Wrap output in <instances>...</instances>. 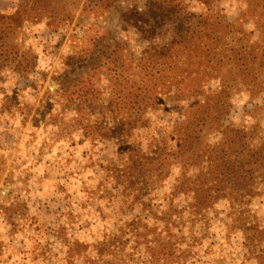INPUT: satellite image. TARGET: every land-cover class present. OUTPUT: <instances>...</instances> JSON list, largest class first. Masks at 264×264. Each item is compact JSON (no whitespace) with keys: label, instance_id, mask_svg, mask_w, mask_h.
Returning a JSON list of instances; mask_svg holds the SVG:
<instances>
[{"label":"rangeland","instance_id":"374dc122","mask_svg":"<svg viewBox=\"0 0 264 264\" xmlns=\"http://www.w3.org/2000/svg\"><path fill=\"white\" fill-rule=\"evenodd\" d=\"M86 1L55 0V6L66 7L69 13L62 23L48 17L23 22L21 39L37 54V67L24 81L15 73H0V264H82V252L68 259L70 247L87 244V255L93 259L96 247L113 237H120L124 243L112 254L113 264H148L143 243L159 234L162 225L157 218L171 203L178 165L172 166L161 186L135 199L127 183L115 178L113 169L123 166L118 156L120 143L100 140L94 132L85 134L76 111L82 114V85L90 86L91 82L98 89L92 94L98 97L95 107L86 104L92 113L88 122L95 129L99 127L98 115L118 85L113 74L115 42L134 57L147 48L129 26L128 11L141 13L150 0L109 2L111 9L107 11L103 6L107 0H95L100 9L90 8ZM157 1L176 7L192 22L219 16L232 26L216 30L220 35L224 31L244 32L228 35L226 41L241 39L240 44L239 40L233 44L242 45L244 55L256 54L257 62L263 55L264 15L259 21L257 14H245L244 0H179L182 7L172 0ZM19 4L20 0H0V12L16 16ZM59 12L56 9L55 15ZM221 45H215L216 49ZM218 73L228 75L223 69ZM217 81L209 82L206 92L218 91ZM244 81L251 78L244 74ZM87 97L90 99L91 94ZM196 100H183L171 93L162 110L147 113L146 127L136 133L131 144L146 151L157 136L173 143V126ZM251 102L264 105V94L252 96L245 88L234 93L231 112L221 119L222 127L253 122L247 112ZM256 121L264 136L263 113L256 115ZM218 129L204 132V140L214 143ZM189 199L180 196L174 200L185 209L183 224L173 227L179 236L170 239L174 255L161 257L158 264H258L243 246L242 234L228 232L227 202L193 217L186 209ZM249 208L264 228V194L254 198ZM8 216L14 227L8 223ZM131 226L138 228L137 236Z\"/></svg>","mask_w":264,"mask_h":264},{"label":"trees","instance_id":"16d2710c","mask_svg":"<svg viewBox=\"0 0 264 264\" xmlns=\"http://www.w3.org/2000/svg\"><path fill=\"white\" fill-rule=\"evenodd\" d=\"M107 1V5H103L105 11L111 9L109 2H119ZM172 1L183 6L179 0ZM244 1L247 4L244 13L253 12L260 21L264 15V0ZM54 3L55 0H20L16 16L0 12V73H15L23 77L22 81L30 78L37 67L38 56L22 41V24L46 17L56 23L67 20L66 7H57ZM88 3L90 8H101L95 0H87L85 5ZM166 5L150 0L141 13L128 11L129 26L147 43V48L134 57L121 48V43L115 42L113 74L118 85L107 105H103L104 112L98 115L99 127L95 129L88 122L92 113L87 111L86 104L95 107L94 99L98 97L92 94L98 89H94L91 82L90 86L82 85V114L76 110L77 120L82 121L85 134L94 132L93 136L100 140L120 143L118 156L123 166L113 169L115 178L124 180L137 200L161 186L169 178L172 166L180 167L171 192V203L157 218L162 228H159V234L143 243L150 258L148 264H158L161 257L174 255L170 239L179 237L173 227L183 224L185 211L174 203L180 196L190 198L186 209L193 217L220 202H227L230 210L228 232L239 231L243 246L258 259V264H264V228L249 208L254 198L264 194V136L256 121L259 112L264 116V105L248 104L247 112L254 119L251 123L225 127L220 123L222 117L231 112L234 93L245 88L252 96L264 94V51L257 62L256 54L244 55V47L239 45L241 39L226 41V36L242 35L243 31H224L220 35L216 30L232 26L223 23L219 16L200 17L192 22L177 12L176 7ZM56 9L60 10L57 16ZM123 20L130 24L127 19ZM237 40L239 44H233ZM217 44H222L218 50ZM219 55L222 56L218 58ZM221 69L228 75L219 76ZM244 74L251 81H244ZM217 79L220 89L206 92L207 84ZM171 93L183 100L197 98L173 126L174 142L157 136L149 142L146 151L135 148L131 143L136 133L146 127L147 113L162 110L164 100ZM212 128H220L214 130L218 138L214 143L206 142L203 134ZM9 218L8 223L14 227ZM130 230L134 236L138 235L137 227L131 226ZM156 230L153 227V231ZM181 232L180 229L178 233ZM122 245L120 237H113L107 244L96 247V256L92 259L87 255V244L75 243L68 249V259L82 252V264H113L112 254ZM106 257L109 258L105 261Z\"/></svg>","mask_w":264,"mask_h":264}]
</instances>
